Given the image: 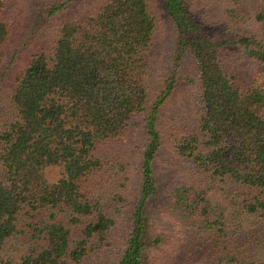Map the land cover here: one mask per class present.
Listing matches in <instances>:
<instances>
[{
    "label": "trees",
    "instance_id": "1",
    "mask_svg": "<svg viewBox=\"0 0 264 264\" xmlns=\"http://www.w3.org/2000/svg\"><path fill=\"white\" fill-rule=\"evenodd\" d=\"M153 2L92 0L88 12L62 22L53 45L36 53L16 79L12 116L0 128V254L18 235L28 234L30 247L0 264H82L108 240L115 225L109 200L121 197L115 182L121 163L102 148L124 138L131 120L147 110L157 29ZM163 2L176 25V55L146 117L140 196L117 264H144L147 210L158 194L159 119L185 55L199 68L203 114L178 149L225 187L251 189L253 198L236 204L264 216V84L241 83L227 70L224 43L190 13L186 0ZM7 5L0 0V53L11 35ZM70 6L64 1L52 14ZM254 18L264 24V0ZM242 42L264 63V45ZM167 209L215 240L227 235V208L205 189L175 186ZM247 258L216 247L203 264H249Z\"/></svg>",
    "mask_w": 264,
    "mask_h": 264
},
{
    "label": "rangeland",
    "instance_id": "2",
    "mask_svg": "<svg viewBox=\"0 0 264 264\" xmlns=\"http://www.w3.org/2000/svg\"><path fill=\"white\" fill-rule=\"evenodd\" d=\"M64 1L71 5L67 11L52 14V10ZM91 1L8 0L5 13L11 24V35L0 53V128L12 116L11 95L16 79L36 53L53 45L62 22L88 12ZM186 2L190 13L206 22L210 33L224 43L227 70L241 83L264 84V63L250 56L242 42L248 40L253 47L264 45V24L254 18L260 0ZM152 7L157 29L150 48L153 71L147 110L131 120L124 138L102 148L121 163L115 176L116 189L121 197L109 200V212L115 225L108 240L101 248L92 251L82 264H117L131 231L132 215L141 189L140 166L147 142L146 117L169 75L177 47L176 25L163 0H154ZM232 8L237 11L231 12ZM240 8L249 11L251 18L242 15ZM202 114L199 68L192 56L185 55L176 87L164 102L159 119L163 144L154 162L158 194L151 198L147 210L144 264H203L216 247L223 250L224 246L233 252L245 253L249 264H264V216L241 212L236 204L253 198L254 192L245 187L238 189L232 184L225 187L223 181L198 168L191 156L183 155L178 149L183 135L198 125ZM182 184L205 189L214 201L226 206L227 235L215 240L206 232L185 226L170 213L167 209L170 191ZM29 247L28 234L18 235L5 246L0 261L18 258Z\"/></svg>",
    "mask_w": 264,
    "mask_h": 264
}]
</instances>
